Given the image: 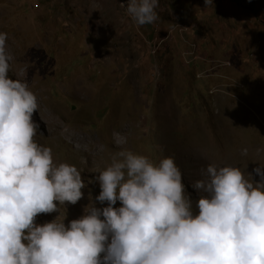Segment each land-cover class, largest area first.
Returning <instances> with one entry per match:
<instances>
[{"label": "rangeland", "instance_id": "1", "mask_svg": "<svg viewBox=\"0 0 264 264\" xmlns=\"http://www.w3.org/2000/svg\"><path fill=\"white\" fill-rule=\"evenodd\" d=\"M262 7L0 0V264H264Z\"/></svg>", "mask_w": 264, "mask_h": 264}, {"label": "clouds", "instance_id": "2", "mask_svg": "<svg viewBox=\"0 0 264 264\" xmlns=\"http://www.w3.org/2000/svg\"><path fill=\"white\" fill-rule=\"evenodd\" d=\"M262 8H264V7H262ZM262 8H261V14L262 15H264L263 13H262ZM178 16V15H177ZM184 31V30H183ZM184 33H185V31H184ZM169 35H172V36H174V34H173V31L171 30V31H169ZM153 40H158V37H155ZM159 51V50H158ZM158 53V52H157Z\"/></svg>", "mask_w": 264, "mask_h": 264}, {"label": "crops", "instance_id": "3", "mask_svg": "<svg viewBox=\"0 0 264 264\" xmlns=\"http://www.w3.org/2000/svg\"><path fill=\"white\" fill-rule=\"evenodd\" d=\"M152 4L154 5V2H152ZM236 40H237V38H236Z\"/></svg>", "mask_w": 264, "mask_h": 264}, {"label": "bare ground", "instance_id": "4", "mask_svg": "<svg viewBox=\"0 0 264 264\" xmlns=\"http://www.w3.org/2000/svg\"><path fill=\"white\" fill-rule=\"evenodd\" d=\"M0 43H2L1 41H0ZM156 51V50H155Z\"/></svg>", "mask_w": 264, "mask_h": 264}]
</instances>
